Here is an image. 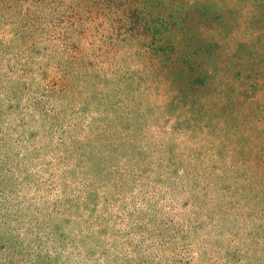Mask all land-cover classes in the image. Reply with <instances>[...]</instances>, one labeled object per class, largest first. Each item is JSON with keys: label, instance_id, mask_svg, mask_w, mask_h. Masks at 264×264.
Here are the masks:
<instances>
[{"label": "rangeland", "instance_id": "obj_1", "mask_svg": "<svg viewBox=\"0 0 264 264\" xmlns=\"http://www.w3.org/2000/svg\"><path fill=\"white\" fill-rule=\"evenodd\" d=\"M0 264H264V0H0Z\"/></svg>", "mask_w": 264, "mask_h": 264}]
</instances>
